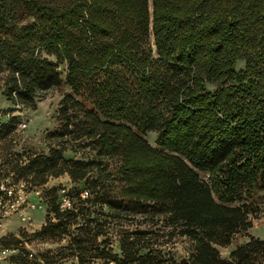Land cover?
Here are the masks:
<instances>
[{
  "label": "trees",
  "instance_id": "1",
  "mask_svg": "<svg viewBox=\"0 0 264 264\" xmlns=\"http://www.w3.org/2000/svg\"><path fill=\"white\" fill-rule=\"evenodd\" d=\"M2 73V111L61 93L45 151L16 147V117L0 133L1 165L42 187L31 237L57 246L37 260L264 264L247 234L264 203V0H0ZM174 237L192 246L178 262L162 249Z\"/></svg>",
  "mask_w": 264,
  "mask_h": 264
},
{
  "label": "rangeland",
  "instance_id": "2",
  "mask_svg": "<svg viewBox=\"0 0 264 264\" xmlns=\"http://www.w3.org/2000/svg\"><path fill=\"white\" fill-rule=\"evenodd\" d=\"M4 73L0 74V109L7 108L9 102L2 95V82H3ZM61 98V93L55 90H50L45 93L44 97L37 102L35 110L27 109L21 107L20 112L23 114L26 128L16 130V138L18 142L16 147L27 146L32 148L35 152L45 151L46 145L43 139V135L48 129L55 127L56 122L53 117V111L55 110L58 101ZM156 134L151 132L148 134L147 140L151 145H154ZM1 145V143H0ZM3 146H0V165L3 162L5 151H3ZM88 149H80L77 153L73 154V151H69L72 156L77 158H83L92 153H88ZM114 162V161H113ZM115 163V162H114ZM5 164L0 166V175H8V169ZM29 179H27L28 181ZM52 185L65 186L66 188L70 185L69 178L66 174L61 175L57 178H49L48 182L44 184L43 187L49 188ZM31 201H36V198L32 193L29 194ZM41 206L36 209L29 210L28 215L31 216L33 225L26 228L24 223L17 217L11 216L9 219L2 222L0 226V238L4 235L15 236L17 239H22L27 242L28 248L31 249L35 255L40 256L45 254L48 250H53L57 244L49 241H41L33 239L31 234L38 230L44 221V201H40ZM256 210L249 214V219L252 222V227L248 230V235L255 238L264 240V203L257 204ZM137 220H141V217H138ZM138 224V223H137ZM141 226H144L143 224ZM146 226V225H145ZM22 233H26V236H23ZM247 235H237L234 237L232 243L227 247H220L219 252L222 257H227L229 251L233 250L237 245L244 243L248 240ZM165 240V239H163ZM161 241V240H160ZM163 252L166 253V256L172 257L176 262L180 261L182 258H185L191 250L192 246L186 242L181 237H174L170 241H165L162 244ZM63 264V263H62ZM99 264V263H93Z\"/></svg>",
  "mask_w": 264,
  "mask_h": 264
},
{
  "label": "built area",
  "instance_id": "3",
  "mask_svg": "<svg viewBox=\"0 0 264 264\" xmlns=\"http://www.w3.org/2000/svg\"><path fill=\"white\" fill-rule=\"evenodd\" d=\"M20 105H13L11 109L0 110V133L4 124L16 117V130L26 128V122L23 114L20 112ZM32 193L36 201H31L29 194ZM81 198H86L88 192L83 190L80 193ZM42 187L31 186L24 179H15L11 173L0 175V226L2 222L11 216H17L26 228L33 225L29 210L41 206ZM72 199L67 195V189L62 188L59 195L60 210H68L72 207ZM19 254L27 260V264H43L35 258V253L28 248L27 242L22 240L16 246H6L0 242V264H14L12 256ZM78 264V263H75Z\"/></svg>",
  "mask_w": 264,
  "mask_h": 264
}]
</instances>
